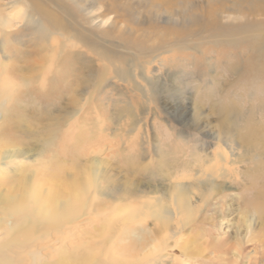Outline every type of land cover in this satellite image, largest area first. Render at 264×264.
<instances>
[{"label":"rangeland","instance_id":"1","mask_svg":"<svg viewBox=\"0 0 264 264\" xmlns=\"http://www.w3.org/2000/svg\"><path fill=\"white\" fill-rule=\"evenodd\" d=\"M180 3L0 0V103L5 94L9 99L6 108L0 106V235L5 244L0 251L30 244L29 226L14 233L5 227L11 219L23 224L22 214L31 217L38 210L30 205L33 189L55 192L48 199L52 212L41 211L37 223L48 241L36 243L54 246L44 250L54 261L59 248L99 253L96 241H105L125 219L117 217L119 212L129 205L126 212L143 213L147 207H140L158 189L177 181L206 187L213 180L219 191L204 196L203 189L194 190L190 224L175 239L168 236L169 244L162 242L170 254L163 264H264V136L257 134L259 142L252 145L258 149L251 146L249 156L238 138L249 127L264 130L258 46L234 28L227 0ZM22 10L24 23L7 26L4 20ZM193 16H203L204 23L192 22ZM251 18L264 21V14L256 11ZM222 26L228 28L220 33ZM222 110L239 111L233 135L224 129ZM94 159L101 161L99 167ZM96 168L99 181L93 179ZM87 186L96 200L92 210L104 213L105 227L112 224L106 233L99 219L90 228L68 225L78 214L72 217L75 211L64 202L76 200ZM108 208L118 214L105 213ZM145 220L134 221V232ZM149 223L156 221L150 217ZM133 233L127 244L117 243L122 248H114L126 264L142 263ZM9 241L14 245L9 247ZM86 243L91 247L83 248ZM21 255L28 264L27 253Z\"/></svg>","mask_w":264,"mask_h":264},{"label":"bare ground","instance_id":"2","mask_svg":"<svg viewBox=\"0 0 264 264\" xmlns=\"http://www.w3.org/2000/svg\"><path fill=\"white\" fill-rule=\"evenodd\" d=\"M179 1L181 2L180 4H183L184 3V0H178V2ZM227 1L231 3V10L234 13V20H233V22H235V24H237L234 28H236V30H238L240 33H243V34L245 33L246 34V37H252V39L255 38L254 39L256 41L255 43L258 46V50H257V53L256 54H258V58L260 59V61L257 63V65H259L260 62H262L263 63V66H260L259 67V70L264 71V21H256V20H254V19L251 18L252 13L253 12H256V11H258V13L264 14V0H227ZM15 2L16 3H20V0H15ZM182 7H184V6H182ZM0 8H2V5L1 4H0ZM81 9H83V8H81ZM12 16L13 15H11L10 18H7L6 21L4 19L3 20H4V22L7 23V26H8V24H11V25H13L15 27L18 22H20V24H23L24 23L23 21L25 20V16L26 15H25V13L22 10V11H19L18 12V14L16 15V18H14ZM191 20H192V22H195V23H199V22L204 23L205 18L203 16H199V17H194L193 16L191 18ZM2 25L5 26L6 24L4 23ZM225 27L224 26L219 27L218 31L220 33L221 32H224L228 28V27L227 28H225ZM231 32H233V31L231 30ZM232 34L233 33H231V35ZM259 45H262L261 50H260V46ZM253 61H255L254 58H253ZM253 61L251 60V62H253ZM252 65H254V64H252ZM253 69H254V66H253ZM251 71H252V69H251ZM143 80L147 81L149 79L144 76L143 77ZM5 95H4L5 100L2 103H0V106H3V107L6 108V106L9 103V99ZM220 114L223 116V119L222 120H223V124H224V129L228 132V134L233 135L234 128L238 129L239 126H240L237 123L239 121L234 122L236 120H240V119H238V117H239V111L238 110H234V112L232 113V111L230 112V110L229 111L222 110L220 112ZM1 116L2 115L0 114V118H1ZM232 120H233V122H232ZM249 124H251V123H249ZM249 124L245 125L244 126V129ZM249 126H251V125H249ZM239 133L240 134L238 135V138L241 141V143L243 144V147L245 148V152L247 150L250 152L251 146H252V149H256V145L253 148V145L252 144H253V142L256 143L260 139V137L257 136V134L260 135V136H261V134H263V136H264V130L263 131H260V130L258 131L256 129L250 128V127H249V129H245V131L243 133H241L240 131H239ZM228 137H231V136H228ZM258 137H259V139H258ZM255 139H258V140L256 141ZM262 140H263V143H264V139H262ZM259 144H261V143H259ZM263 145L264 144H262V147H264ZM261 150L263 151L264 149H261ZM248 151L246 152V154L249 156V152ZM251 153H252V150H251ZM251 153H250V155L252 157V154ZM253 157H255V156H253ZM242 159L245 160L246 158H242ZM259 160L260 159L258 158L255 161L258 162ZM93 162L95 164H97V167H99L101 165V161H99L98 159H94ZM93 172H94L93 179H95L96 181H99V179H100L99 177L101 176L100 175V172L101 171L100 170H97V168H96L95 171H93ZM211 176H212V174H211ZM55 182H56V180H55ZM47 183H48V181H47ZM67 183H69V182H67ZM217 184H215V181L212 180L209 184L206 185V187H205V185H203L202 187H199L198 185H194V184L188 185V183H184L182 181H177L175 183H172L170 186L166 187L165 189H158L156 192H154L157 196L152 197L150 201L147 200L145 203L142 204V206L140 207V209L142 210V209H144L146 207H147V209H146V211L144 210V212L142 211L143 213H141V214H134V213H128V212H126V209L127 210H131L130 209L131 206H129V205L127 207H125V209H123V212H119V214H118V212H113L111 210V208H108L107 210H104L105 213H107V214L110 215L113 212V213H117L118 214V215L116 214L117 217L120 215V216H122L121 218H125V219H120L117 222V225L116 226L113 225L114 226L113 228H111V225L112 224L110 226L108 224V226L105 227V224L107 223V219L104 217V213L102 211L100 212L98 210L99 211L98 212L96 210L95 211L92 210L93 209L92 208V204H93V202L95 200V197L93 195L94 192H93V190H92L91 187H89V186H87V188L84 187L81 190V193L77 196L76 200H72L70 198L69 202H68V200H66L67 202H64V203H67V205L64 206V207H66V208L69 207L70 211H75L73 213V216L72 217H75L76 214H78V216H77L78 217V220L77 221H72L73 218L71 217L72 218L71 224H68V223H66V224L72 226V225H75V222H76V224L82 225V227L90 228L92 225H94L96 223L95 222L96 221L95 219H99V220H101V222L103 220V223L101 224V227H100L102 229V231L106 230V232H107V228L108 227H110L112 230H110L109 234L107 233L108 234V237L103 242H98V241H96V239H93V238H90L89 237L90 238L89 241H91V239H92V240L96 241V244H98V245L100 244L101 245V247L99 249V253H98V250H95L97 253L93 252L95 254V255H93V254H89V252H85V249H81V248H78L77 250L76 249H72V248L69 249L67 247L64 248L63 250H61L59 248L62 252L59 251V249H58V252H60V253L57 252L56 257L59 256V258L57 257V259L54 260V261H50L48 259L50 257L47 256L46 253L44 252V250L49 251V249L52 251V248L54 246H52V247L50 246L49 248L46 247L45 249L36 246V243L39 240L40 241H44V242L46 240L48 241V239H46V234L47 233L46 234L40 233L39 230H38V228H37V225H38L37 223L40 222L39 221L40 219H42L41 216L43 215V212H42V215L41 216L39 215L41 211H45V212L49 213V212H52V210L54 208V207H52L51 211H49V206L50 205L48 203V199L50 197V193H51L52 190L51 189H49V190L46 189L45 194H42V190L40 191V190H37V189H33L32 194L36 198H35L34 201H32L30 203V205L32 207L37 208L38 210L37 211L36 210L31 211L32 212V216L31 217L30 216L26 217L27 212H25V214H22L20 218H24L25 217L24 220H23L24 221L23 224H16L17 221L15 223V221L11 219V220H9L7 222V226L5 227V231L6 232H7V230H9V231H13L12 233H14V230H17L18 228L21 229L23 227V225L29 226V229L31 230V233L29 235V237L31 238L30 241H29L30 244L28 243V245L22 246V247H21V244H20V248H18V250H14V252H12L13 250H11L10 248H9V250L11 252H9V253L0 251V264H23L24 263V261H23L24 259H23L22 255H21L23 253H27V257H28V261H29L28 264H126V263H124L120 259V256L118 254V251L117 250H116L117 252L114 251V248L116 246L122 248L124 244H122V246H118V244L124 243L127 240L128 235L129 234L131 235V233L134 232L135 227H133L134 229L131 227V225H133L134 221L137 220V219L139 220V219H145V218H146L145 224L144 223L140 224L141 225V228L137 224L139 226L140 230L134 232L135 233L134 240L137 243L138 251H139V254H140V257H141V262H142L140 264H150V263L158 262V261L160 262V264H163V263L167 262V261L164 260V257H166L167 255H170L169 253H167L168 252V250H167L168 248H167L166 244H164V243L167 242L168 240H170L172 237L174 238L177 234L180 233V231L182 229L186 228L190 224V222H189L190 218L193 217L192 216L193 215V208H192L193 200L192 199H194V198H192V197H195V192H196L194 190L203 189L204 196H210V193L213 194V193H216V192L219 191L220 186L217 185ZM56 185H58V183ZM50 187H52V186H50ZM80 187H83V186H80ZM65 188H67V187H65ZM207 188H209V190ZM29 189H31V188H29ZM52 189L54 190V188H52ZM55 189H57V187ZM70 189L72 190L73 188H70ZM55 191L58 192V189L55 190ZM68 191H69V189H68ZM79 191H80V189H79ZM54 193L55 192H53L52 194H54ZM65 193H67V192H64L63 194H65ZM69 193H67V194H69ZM75 193H76V191H75ZM57 195H58L57 199L59 198V194H56L54 196V200H56L55 197ZM65 197H68V196L66 195ZM107 197H109V196H107ZM162 197H164L163 200H162ZM26 198H28V197H26ZM52 198H53V196H52ZM121 199L123 200V198H121ZM121 199H119V200L121 201ZM54 200L52 199V202ZM119 200H115V201H119ZM100 202H102V201H100ZM50 203H51V201H50ZM53 203H55V201ZM113 203H116V202H113ZM0 205H1V203H0ZM99 205H98V207H99ZM27 207H29V206H27ZM98 207L96 205V208H98ZM115 208H116V206H113L112 207L113 210H115ZM21 210L23 211V208ZM57 211H59V210H57ZM70 211H69V213H70ZM67 213H68V211H67ZM196 214H197V212H196ZM69 215H71V213L67 215L68 217L66 215H65V217L70 218ZM109 215L107 217H109ZM59 216L56 217V218H58V220H59ZM62 216H63V214L61 215V217ZM61 217H60V219H62ZM150 217L154 218L155 221H156V224L154 226H151L150 225L151 227H149V224H151V223H149V218ZM44 218H46V217H44ZM67 218H66L67 221H63L64 219L61 220L63 222L57 220L55 222V224L56 223L59 224L58 222H61V223L68 222V219ZM109 220H110V218H109ZM51 221L52 220H50V221L48 220L49 223ZM52 222L54 223V221H52ZM245 223H247V221ZM43 224H44V221H43ZM59 225H61V224H59ZM45 226H48V225L46 224ZM61 226H59V227H61ZM63 227H64V225H63ZM245 228H247V229L251 228L250 227V224L247 223ZM56 229H58V228H56ZM94 229H96V228H94ZM169 229L172 231L171 233L168 232ZM47 231L49 232V229ZM58 231H56V232H58ZM61 231H60V233H61ZM53 232H55V231H53ZM62 232H64V231H62ZM106 232L104 231V233H106ZM157 233H158V236H156ZM49 235L50 234H48V236ZM84 235H90V234L89 233H85ZM75 236H77V235H75ZM168 236H170V239H169ZM1 237H2V235H0V244L3 243L2 242L3 241V238H1ZM51 237H52V234H51ZM86 237H88V236H86ZM183 237H184V235H183ZM100 240H102V239H100ZM152 240H154V241L157 240V241H155V244H152L151 243ZM14 241H15V239H14ZM14 241H12L11 244H10V241H9V245H10L9 247H11V245H14ZM40 241H39V243H40ZM57 241L58 240L55 239L54 241H52V243H55ZM172 241H173V239H172ZM44 242H43V244H44ZM131 242L133 243L134 241H131ZM146 242H147V246H145V243ZM162 242H164V243H162ZM167 243L169 244V242H167ZM43 244L40 243V244H38V246L39 245H43ZM67 244H70V243H67ZM126 244H127V241H126ZM87 245H88V243H86L83 246V248H86ZM61 246H63V244ZM0 247H2V245H0ZM90 247L88 245V248H90ZM96 247H98V246H96ZM117 247L115 249H117ZM169 248L172 249V247H169ZM68 249L71 250L72 252H74L73 255L68 256V254H67ZM186 249L188 250V246L182 248L183 252H185ZM110 252H111V254H110ZM68 253H70V252H68ZM124 254H125V251H124ZM148 256H151V259H147L145 261V259L148 258ZM173 260H174V258H173ZM125 261H127V260H125ZM129 264H132V263H129ZM137 264H139V263H137Z\"/></svg>","mask_w":264,"mask_h":264}]
</instances>
